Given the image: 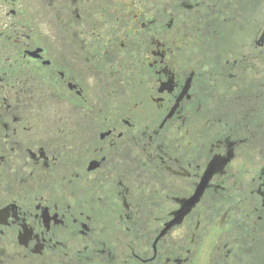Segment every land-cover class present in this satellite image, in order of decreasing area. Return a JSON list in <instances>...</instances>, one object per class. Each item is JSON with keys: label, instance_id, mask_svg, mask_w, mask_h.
Segmentation results:
<instances>
[{"label": "flooded vegetation", "instance_id": "obj_1", "mask_svg": "<svg viewBox=\"0 0 264 264\" xmlns=\"http://www.w3.org/2000/svg\"><path fill=\"white\" fill-rule=\"evenodd\" d=\"M264 0H0V264H264Z\"/></svg>", "mask_w": 264, "mask_h": 264}, {"label": "water", "instance_id": "obj_2", "mask_svg": "<svg viewBox=\"0 0 264 264\" xmlns=\"http://www.w3.org/2000/svg\"><path fill=\"white\" fill-rule=\"evenodd\" d=\"M263 37H264V32H263Z\"/></svg>", "mask_w": 264, "mask_h": 264}]
</instances>
